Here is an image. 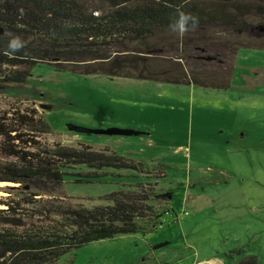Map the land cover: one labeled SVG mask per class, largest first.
<instances>
[{
  "label": "rangeland",
  "instance_id": "rangeland-1",
  "mask_svg": "<svg viewBox=\"0 0 264 264\" xmlns=\"http://www.w3.org/2000/svg\"><path fill=\"white\" fill-rule=\"evenodd\" d=\"M239 33L264 47V26ZM12 106L37 110L51 128L41 136L48 143L108 146L142 161L143 174L161 176L113 168L90 181L65 174L64 195L91 207L138 182L169 193L156 230L90 241L53 264H242L251 257L264 264V48L237 49L226 89L82 75L39 62L25 82L0 86V116ZM9 159L0 153V162ZM157 164L164 171L153 170ZM16 186L0 190L16 194Z\"/></svg>",
  "mask_w": 264,
  "mask_h": 264
},
{
  "label": "trees",
  "instance_id": "trees-1",
  "mask_svg": "<svg viewBox=\"0 0 264 264\" xmlns=\"http://www.w3.org/2000/svg\"><path fill=\"white\" fill-rule=\"evenodd\" d=\"M182 14L196 23H182ZM256 25L264 26V0H0V86L25 82L45 62L82 75L226 89L237 49L264 48L239 36ZM50 133L34 107L0 116V153L10 157L0 181L17 185L0 196V264H53L90 241L157 229L169 193L155 181L123 186L91 207L63 194L65 174L90 181L113 168L154 177L142 161L108 146L41 139ZM82 166L89 171L74 172Z\"/></svg>",
  "mask_w": 264,
  "mask_h": 264
},
{
  "label": "clouds",
  "instance_id": "clouds-1",
  "mask_svg": "<svg viewBox=\"0 0 264 264\" xmlns=\"http://www.w3.org/2000/svg\"><path fill=\"white\" fill-rule=\"evenodd\" d=\"M189 19L192 20V23H193V24L196 23V19H195L194 16H193V17H190V16H188V15H183V14L180 16V21H181L182 23L185 22V21H187V20H189ZM181 30H183L182 27H181ZM9 47H10L12 50H17V49H19V48L21 47V44H20L19 42L14 41L13 43H11V44L9 45Z\"/></svg>",
  "mask_w": 264,
  "mask_h": 264
},
{
  "label": "bare ground",
  "instance_id": "bare-ground-1",
  "mask_svg": "<svg viewBox=\"0 0 264 264\" xmlns=\"http://www.w3.org/2000/svg\"><path fill=\"white\" fill-rule=\"evenodd\" d=\"M9 184H13L14 185V183H11V182H2V181H0V187L8 186ZM5 195H6V193L0 190V196H5ZM1 207H4V206L0 205V208Z\"/></svg>",
  "mask_w": 264,
  "mask_h": 264
},
{
  "label": "built area",
  "instance_id": "built-area-1",
  "mask_svg": "<svg viewBox=\"0 0 264 264\" xmlns=\"http://www.w3.org/2000/svg\"><path fill=\"white\" fill-rule=\"evenodd\" d=\"M161 225H162V223H159V224L157 225V228H159Z\"/></svg>",
  "mask_w": 264,
  "mask_h": 264
},
{
  "label": "water",
  "instance_id": "water-1",
  "mask_svg": "<svg viewBox=\"0 0 264 264\" xmlns=\"http://www.w3.org/2000/svg\"><path fill=\"white\" fill-rule=\"evenodd\" d=\"M1 30V29H0ZM2 182H9V181H2ZM9 185H13V184H9Z\"/></svg>",
  "mask_w": 264,
  "mask_h": 264
}]
</instances>
